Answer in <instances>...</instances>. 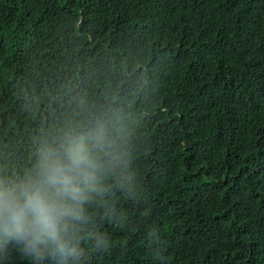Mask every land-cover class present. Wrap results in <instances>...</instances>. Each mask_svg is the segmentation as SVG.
<instances>
[{
	"label": "trees",
	"instance_id": "obj_1",
	"mask_svg": "<svg viewBox=\"0 0 264 264\" xmlns=\"http://www.w3.org/2000/svg\"><path fill=\"white\" fill-rule=\"evenodd\" d=\"M97 120L124 166L85 264H264V0H0V169Z\"/></svg>",
	"mask_w": 264,
	"mask_h": 264
},
{
	"label": "clouds",
	"instance_id": "obj_2",
	"mask_svg": "<svg viewBox=\"0 0 264 264\" xmlns=\"http://www.w3.org/2000/svg\"><path fill=\"white\" fill-rule=\"evenodd\" d=\"M123 166V153L97 120L88 130L69 121L47 132L22 175L0 169V264L17 256L21 264H85L89 238L99 252L109 251L89 209L111 195L109 180Z\"/></svg>",
	"mask_w": 264,
	"mask_h": 264
}]
</instances>
